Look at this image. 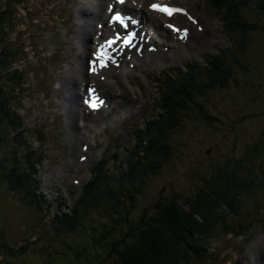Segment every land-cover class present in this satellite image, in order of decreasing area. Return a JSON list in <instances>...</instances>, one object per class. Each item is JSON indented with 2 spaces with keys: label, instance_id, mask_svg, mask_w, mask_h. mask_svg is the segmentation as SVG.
Returning <instances> with one entry per match:
<instances>
[{
  "label": "trees",
  "instance_id": "trees-1",
  "mask_svg": "<svg viewBox=\"0 0 264 264\" xmlns=\"http://www.w3.org/2000/svg\"><path fill=\"white\" fill-rule=\"evenodd\" d=\"M247 4L249 5L248 2ZM247 4L245 1L236 0V25L234 28L235 32L238 33L236 39L243 49H247L249 42L254 37L261 38L258 41L260 54L257 53L255 56L259 63H263L264 8L259 11L250 10L252 12L251 17L254 19L251 20L240 14L243 6L248 7ZM244 93H248V90H244ZM190 96L191 93H188L182 106H176L175 119L171 120L174 123L169 129L170 136H172V133L181 131L183 127L191 128L194 121L198 119L211 124L215 122L216 116L205 105L209 98L201 101L200 96L198 98L194 95ZM263 114L264 112H260L257 108L250 111L249 116L254 115L255 119H258ZM198 129L189 134L190 140L186 144L187 149L190 153L191 151L194 153L195 158L202 154L196 152L201 146L193 140L194 133H198ZM215 141H210V146L205 149V157H200L204 158L201 163L202 170L208 171V173L200 174V183L203 186L196 188L195 193L194 190L193 194L186 195L183 198L190 200L186 202L187 204H183V201L178 198L168 196L167 199L161 193L164 188L162 184V188L157 194L151 191L155 195V199L151 203L142 208L138 207L141 215L131 217L132 206L137 196H146L151 193L145 191L144 186L142 187L143 183L146 182L144 176L138 181L136 176L134 178L135 183L131 179L128 181L133 184L132 186L138 184L142 189H134L129 191L128 194H118L112 202L107 200L105 202L104 198L100 197V207L97 205V199L99 198L98 185L92 186V193L88 188H85L84 195L76 207L72 209V215L68 216L66 227L57 226L54 228L56 234L54 238L51 236L49 239L52 258L47 264H167L168 261L171 264L173 259L170 257L176 249L183 247L187 250V253L180 255L176 262V264H181V260L185 259L192 250L191 241L196 234L202 235L211 223L219 222V219L224 220L231 212L238 210L240 198L255 182L250 181L254 172L250 168L252 166L249 165H253L257 160L264 158V132L255 138L247 136L246 144L248 145L244 146L242 155H236L235 152H221L220 150L223 148H220ZM159 149L162 150V147ZM155 150L157 154L158 150ZM220 153H222L220 158L208 159ZM176 154L177 151L175 153L171 145H166L164 152L157 155L160 156L162 168L164 169L161 174L157 173L158 168L156 164L154 165V159H149L152 157L145 156L146 158L141 162V166L147 168L144 171L150 174L151 178H157L158 175H161L160 178L165 180L166 177L178 180L181 173L176 168L174 160H177L181 154L179 153L177 156ZM221 162L224 163L220 164ZM170 167H173L172 170L174 171L168 173L167 169ZM199 167L195 166L186 173H197ZM25 183V178L19 176L17 180H12L13 186H10L15 190L18 188L22 190L25 188ZM168 183L170 184L169 189L171 188V191L175 193L177 190L179 191V187L186 183V180L180 181L177 185L171 180ZM151 186V184L146 186L147 190ZM18 192L21 191L18 190ZM237 194L239 196H236ZM85 195L88 196L84 199ZM195 205L199 208L194 209ZM95 209L96 211L99 210L97 214L101 216L97 220L93 216ZM201 209L204 211L200 212ZM218 210L221 211V215L217 213ZM201 222H204V224L200 225ZM48 231L50 232V230ZM55 245L60 246L59 250L55 248ZM29 250L26 252H29ZM9 252L12 253L13 257L21 253L15 249H11ZM193 254L194 252L189 255L192 256ZM173 264H175L174 261Z\"/></svg>",
  "mask_w": 264,
  "mask_h": 264
},
{
  "label": "rangeland",
  "instance_id": "rangeland-1",
  "mask_svg": "<svg viewBox=\"0 0 264 264\" xmlns=\"http://www.w3.org/2000/svg\"><path fill=\"white\" fill-rule=\"evenodd\" d=\"M221 5L224 9L225 15L227 18L230 20V24L236 25V0H220ZM255 2H258V0H254ZM260 8L262 9L261 5L259 4ZM247 11L246 9H242L240 13H251L250 10H252V6L248 7ZM242 14V15H243ZM258 20V18H256ZM261 38L254 37L248 44V47L246 49L247 55L250 56H255L257 53L260 54V48L258 41ZM264 44V43H263ZM242 55V54H241ZM241 55H238V59L241 60V65H238L236 61L234 62L235 65H238V71L237 75L234 76L230 81V85H228L227 88L220 89L218 90L213 99L209 102H206L205 105L209 107L211 110V113L217 116L219 118L218 122H215L213 124H209L207 122H204L201 119L195 120L193 123V126L189 129L184 128L180 131H177L176 137L173 139L174 141L172 142L171 147L173 150H175V153L177 151L176 156L180 153L182 154L183 152L186 155V158L184 156H179L177 160H174L176 162V168L178 171L181 173V176L178 180H172V178L166 177L165 179L160 178L161 175H158L157 179L161 181L159 185H157L156 188H154V183L156 182L155 178H151V175L147 173H142L143 175H146V182H144V190L151 192L154 191L156 194L159 192V190L162 188V184L165 185L168 183L170 180L175 183L176 185L182 181L186 180V183L182 186L179 187V191L177 190L175 193H173L170 190H168V185L164 187V190L161 191L162 194H164L167 199L170 197L173 198H178L179 200L183 201V204H187L186 202L190 201L189 199H183L186 195H191L193 194V191L196 188L202 187L203 184L200 183V174L208 173V171L202 170L203 168L201 167V163L204 160V158H200L201 156L205 157V149L210 146V141H214L218 143L220 148H223L220 150L221 152L225 151L226 152H235L236 155L238 154H243L244 146H247L246 144L247 141V136H250L252 138H255L256 136H260L264 132V114L261 116V118L258 119H253L252 117H248V111H254L257 109L258 106H264L263 104H248L247 101L244 102L242 99H236V94L240 90L238 89L239 83H245V81H250L252 78H255L256 80V85H264V64L260 63V68L259 72L250 70V73H246L243 71L242 68V59ZM229 79V80H230ZM230 86L232 88L230 89ZM253 92V91H251ZM262 98L264 99V92L262 94ZM227 116V118H226ZM175 118H170L168 122L166 123V126L168 127L166 134L163 135L161 141H164L162 144V150L158 148V152H153L151 157H154V165L156 164L157 166V173L161 174L162 170V161L160 160V156L158 157V154H162L164 150L166 149V145H169L170 143V133L169 129L170 126L174 123L171 120ZM197 121V122H196ZM202 123H201V122ZM195 122L197 123L195 125ZM200 123V124H199ZM195 125V126H194ZM187 127V126H186ZM197 128H199L198 133H194L195 135L193 136V140L198 143L201 147L196 150V152H201L202 154H199L196 158L193 156V152L187 149V142L190 140L189 139V134L192 132L196 131ZM214 139V140H213ZM223 142H222V141ZM191 155V156H190ZM174 156V157H176ZM222 156V153L215 154L214 157H209V160L214 159L215 157L220 158ZM201 161L200 163L198 161ZM224 162H221L220 164H223ZM172 164V163H171ZM195 166H200L197 168V173H186L188 171H191L193 167ZM252 166L253 169V174L254 176H260L261 179L264 177V167L258 166V163H254ZM173 167H170L167 169L168 173L169 171H174L172 170ZM143 172L144 170H140ZM182 174H184L182 176ZM139 180V179H138ZM255 180V179H254ZM151 181V182H150ZM259 184L262 183L264 185V181L260 182ZM146 183V184H145ZM149 184L152 186L147 190V187ZM256 185L254 187V190L251 191L250 193H247L245 196H242L243 198L238 202V205L241 206L240 209H238V212H243L251 209L252 205H256L259 201L261 202L264 199V186L261 185ZM240 185V184H239ZM3 194V191L0 190ZM197 190L194 191V193ZM249 192V191H248ZM240 194V193H239ZM4 197V196H3ZM165 197V198H166ZM6 199V207H3V205H0V237L4 241H9L13 242L16 239L20 237H26L27 234L25 229L28 227L29 222H27L24 217L22 216L21 213L18 214V212L15 210L16 203L13 201H9L7 197H4ZM164 198V199H165ZM155 199V195L153 192H151L149 195H138L137 199L133 203L132 210H131V217H138L141 215V211L138 207H143L145 205H148L149 203L152 202V200ZM166 201V200H165ZM9 203V204H8ZM194 205V203H193ZM199 206H194V209H198ZM205 208V207H204ZM203 208V209H204ZM203 209L200 210L204 211ZM255 209V208H254ZM13 213L16 215L12 218ZM246 216V215H245ZM232 218V215L228 218ZM9 220H13L15 223L14 226H11L9 224ZM204 222H201L200 225H203ZM221 236V234H218L214 239V241H217ZM196 236L192 239L193 244L195 242ZM187 253V250L183 247H179L178 249L175 250L174 254L170 257L173 259L174 263L176 264L177 259L180 255H183ZM173 261L171 264H173ZM24 262H22L23 264ZM167 264H170L168 261Z\"/></svg>",
  "mask_w": 264,
  "mask_h": 264
},
{
  "label": "bare ground",
  "instance_id": "bare-ground-1",
  "mask_svg": "<svg viewBox=\"0 0 264 264\" xmlns=\"http://www.w3.org/2000/svg\"><path fill=\"white\" fill-rule=\"evenodd\" d=\"M185 50H186V48L183 47V51H185ZM177 53L182 54L183 52H181V50H178ZM115 55H116V53H115ZM132 74H134V71L132 72ZM176 112H177V109L175 108V109L171 110L169 114L171 115L172 118H175ZM68 116H71V115H68ZM163 132H164L163 134H166V132H167L166 127L163 129ZM161 143L163 144V142H161ZM258 229L264 230V227H259ZM262 247H264V241L260 240V241L256 242V244L254 245L253 251L255 252V256H256L257 260L261 261V264H264V251L262 250Z\"/></svg>",
  "mask_w": 264,
  "mask_h": 264
},
{
  "label": "snow or ice",
  "instance_id": "snow-or-ice-1",
  "mask_svg": "<svg viewBox=\"0 0 264 264\" xmlns=\"http://www.w3.org/2000/svg\"><path fill=\"white\" fill-rule=\"evenodd\" d=\"M159 10L160 11H166L169 16H171L173 14V11H175L173 9H165V8H161ZM189 19H191V17H189ZM185 35H186V33H185Z\"/></svg>",
  "mask_w": 264,
  "mask_h": 264
}]
</instances>
